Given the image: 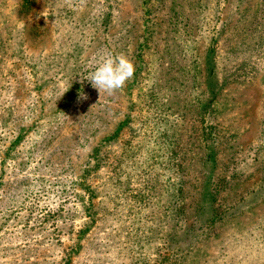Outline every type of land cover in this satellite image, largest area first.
<instances>
[{
	"label": "rangeland",
	"instance_id": "1",
	"mask_svg": "<svg viewBox=\"0 0 264 264\" xmlns=\"http://www.w3.org/2000/svg\"><path fill=\"white\" fill-rule=\"evenodd\" d=\"M0 264H264V0H0Z\"/></svg>",
	"mask_w": 264,
	"mask_h": 264
},
{
	"label": "clouds",
	"instance_id": "2",
	"mask_svg": "<svg viewBox=\"0 0 264 264\" xmlns=\"http://www.w3.org/2000/svg\"><path fill=\"white\" fill-rule=\"evenodd\" d=\"M134 72V64L125 55H113L111 52H107L94 70L84 79L89 81L99 94L105 93L111 96L125 87L126 82L133 77ZM87 99L88 96L81 89L77 96V102Z\"/></svg>",
	"mask_w": 264,
	"mask_h": 264
}]
</instances>
